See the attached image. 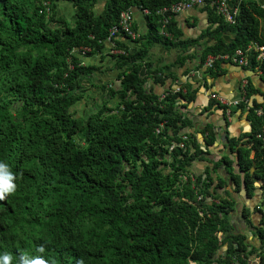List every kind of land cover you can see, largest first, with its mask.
I'll use <instances>...</instances> for the list:
<instances>
[{
	"label": "trees",
	"instance_id": "1",
	"mask_svg": "<svg viewBox=\"0 0 264 264\" xmlns=\"http://www.w3.org/2000/svg\"><path fill=\"white\" fill-rule=\"evenodd\" d=\"M178 1L0 0V163L7 164L16 184L0 201V254H11L12 264H19L21 254L42 255L49 264H227L240 255L238 264H244L255 251H246L243 235L231 233L228 219L237 206L215 196L214 189L225 183L217 177L211 187L208 174L222 162L234 190L241 188L245 198L255 181L264 185V117L255 114L264 107L253 102L246 110L250 130L242 134V146L227 141L235 161L223 156L203 179L196 176L191 188L188 168L202 160L203 150L193 135H187L184 151L168 146L190 125L176 102H192L196 91L183 84L173 92L171 82L159 100L154 86L174 80L164 69L195 59L186 53L190 47L200 48L194 70L206 57L244 51L249 42L264 47V11L252 0H230L236 13L227 24L208 8L212 0H203L200 9L209 25L196 40L180 39L173 16L164 28L167 36L158 34L155 12ZM59 2L71 8L70 19L57 14ZM133 9L146 11L145 33L133 23V52L114 41L121 53L111 56L110 67L79 60L81 48L99 53L118 14ZM152 44L179 48L180 54L167 66L154 67L146 61ZM253 65L249 57L247 69ZM110 69L117 72L116 84L97 86L107 100L77 115L73 108L84 97L82 80ZM243 91V100L255 93ZM212 105L220 107L209 99ZM236 108L243 109V102ZM203 130L205 149L213 135ZM239 214L264 264V211L253 210L256 225L243 205ZM41 245L43 253L36 251ZM223 245L225 254L216 257Z\"/></svg>",
	"mask_w": 264,
	"mask_h": 264
},
{
	"label": "crops",
	"instance_id": "2",
	"mask_svg": "<svg viewBox=\"0 0 264 264\" xmlns=\"http://www.w3.org/2000/svg\"><path fill=\"white\" fill-rule=\"evenodd\" d=\"M57 14L65 19L72 17L71 8L63 2L58 3ZM133 23L137 31L141 33L146 32L145 23L142 14L136 10H132ZM172 28L180 32V39L182 40H196L200 32L204 30L209 24L207 16L204 11L199 9H192L185 12H180L172 17ZM227 41L232 39L231 33L224 35ZM117 46H123L125 49L133 52L136 48V43L124 39L122 36L117 38ZM199 41L198 44H201ZM116 51H119L116 50ZM199 47H190L186 52L195 57V59L186 60L182 66H174L164 69L165 72L173 74L174 80L167 79L163 87L154 86L155 92L160 94L168 85L173 88L175 85L188 84L191 89H195V95L192 102L185 104L184 101L178 100L176 105L180 107V112L190 121L188 127L181 129L179 134L193 135L195 142L200 149L203 150L202 160L193 162L188 168V174L193 176H200L201 179L205 177V170L210 169L212 164L220 162L225 154V149H228L227 141L229 139L238 140V146H242L245 137L242 134L248 133L249 123L245 119L246 110L249 109L254 102L255 104H262L264 107V78L258 77L252 70L240 67L229 60H220L219 67H212L208 72L203 67L194 70V65L197 61ZM115 52L109 51V46L104 44V47L99 53H87L84 57L79 58L86 65L110 67L113 60L112 55ZM180 54V49L166 50L158 44H152L147 51L146 61L151 63L154 67H164L172 63L177 55ZM184 72V74H183ZM117 72L110 69L100 75L89 76L81 82V92L84 93L82 100L78 101L73 111L77 115H84L90 112L101 101L107 100L106 92H101L97 86H106L108 84H116L115 77ZM254 90L255 93H249L246 99L243 100L244 88ZM212 99L220 104V107L212 105L208 107V100ZM114 101V100H112ZM243 102L244 108H236L237 104ZM208 129L213 135V143L203 149V141L205 138V130ZM215 136V138H214ZM230 160L233 161L234 154L229 153ZM252 157V152L248 154ZM252 170H250L251 172ZM212 186L216 183V178H221L225 185L221 188L214 189L215 196L222 199H233L235 210L229 217L228 222L232 228L231 233L241 234L244 237V243L249 248H254L252 252L245 258L244 264H261L257 253L261 251L258 249L256 239L250 234L249 229L244 227L241 223V216L239 214L240 205L248 209L249 218L253 225H256V215L253 210L264 211V185L262 183L254 182L252 195L245 198L240 188L235 191L232 183L228 180V175L225 172V167L221 162L218 168L211 172ZM216 202V199H213ZM226 245H223L217 252L216 257L223 256L226 252ZM263 249V248H262Z\"/></svg>",
	"mask_w": 264,
	"mask_h": 264
},
{
	"label": "built area",
	"instance_id": "3",
	"mask_svg": "<svg viewBox=\"0 0 264 264\" xmlns=\"http://www.w3.org/2000/svg\"><path fill=\"white\" fill-rule=\"evenodd\" d=\"M256 2L257 4L261 5L262 10L264 11V0H252ZM44 6V12L48 13V3H43ZM204 6L203 0H180L174 4H171L167 7H163L155 12V15L160 17L159 23H160V29L158 31V34L162 36H167L166 32L164 31L165 25H167L168 21L170 20V16H175L176 14L180 12H185L192 10L194 8L199 9ZM208 8L213 10L214 14L217 16H220L223 20V22L227 24L233 23V17L236 13L235 8H231L230 0H212L208 4ZM142 15L146 14L145 10L139 11ZM133 27V16L132 11L125 10L121 11L118 14L117 20L115 24H113L107 31V37L104 41V44L109 46L110 52H115L116 54L121 53L120 51H116L114 48V41L117 40L119 36H126L129 40H134L137 37V34L132 31ZM88 48H81L77 52L79 54V58L84 57L87 53H89ZM252 57L253 59V68L252 71L258 76L264 78V47L262 45H258L255 42H249L244 51H236L232 55H223V56H208L206 57L204 64L202 65L203 69H209L211 68L212 64L216 60H229L236 65L248 68V58ZM109 87V86H108ZM173 92H177L179 90V86L175 85L173 88H171ZM165 94H162L160 92L159 94V100H161ZM256 116H263L264 113L257 109L255 110ZM162 126L159 125L157 129H155L154 133L158 134L161 130ZM179 142L178 143H171L168 146V150L170 151L172 148H178L182 151L185 150L184 143L188 141L187 135L185 134H179ZM182 180H185L184 177L181 178ZM188 180L190 183V187L194 188L197 185V180L195 179V176L188 175ZM200 197H197V200H199ZM238 257H241L240 255ZM238 257L232 256L227 264H238Z\"/></svg>",
	"mask_w": 264,
	"mask_h": 264
},
{
	"label": "clouds",
	"instance_id": "4",
	"mask_svg": "<svg viewBox=\"0 0 264 264\" xmlns=\"http://www.w3.org/2000/svg\"><path fill=\"white\" fill-rule=\"evenodd\" d=\"M14 180L15 176L8 169L7 164L0 163V201L5 200L9 194L16 191ZM36 251L43 253L45 251L44 246H39ZM12 259L13 257L9 253L0 254V264H12ZM19 264H49V261L42 255L21 254Z\"/></svg>",
	"mask_w": 264,
	"mask_h": 264
},
{
	"label": "water",
	"instance_id": "5",
	"mask_svg": "<svg viewBox=\"0 0 264 264\" xmlns=\"http://www.w3.org/2000/svg\"><path fill=\"white\" fill-rule=\"evenodd\" d=\"M214 138H215V136H214ZM225 154L228 156V158H230V156H229V151H228V149L226 148L225 149ZM235 161V160H234ZM235 168V167H234ZM241 184H242V179H241Z\"/></svg>",
	"mask_w": 264,
	"mask_h": 264
},
{
	"label": "flooded vegetation",
	"instance_id": "6",
	"mask_svg": "<svg viewBox=\"0 0 264 264\" xmlns=\"http://www.w3.org/2000/svg\"><path fill=\"white\" fill-rule=\"evenodd\" d=\"M233 160H235V159H233ZM235 166H232V169H233V171H236V167L234 168Z\"/></svg>",
	"mask_w": 264,
	"mask_h": 264
}]
</instances>
